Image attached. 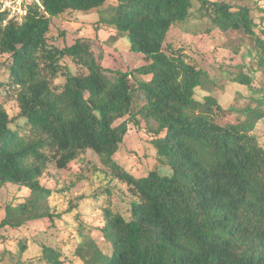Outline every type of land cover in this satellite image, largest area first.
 <instances>
[{"label":"trees","instance_id":"16d2710c","mask_svg":"<svg viewBox=\"0 0 264 264\" xmlns=\"http://www.w3.org/2000/svg\"><path fill=\"white\" fill-rule=\"evenodd\" d=\"M38 1L20 21L0 11V56L8 55L0 60L8 71L0 88L8 87L7 101L18 108L10 117L0 102V189L11 184L28 192L23 202L6 206L0 229L52 220L50 191L39 178L48 165L64 170L89 150L133 200L127 219L104 209L99 232L107 247L82 235L74 249L82 264H264V148L254 133L264 119V94L251 99L254 107L229 108L243 115L236 123L220 124L224 111L216 99H195V89L209 82L207 72L164 46L171 27L192 22L205 24L204 33L243 32L254 39L257 59L249 75L232 80L258 94L262 89L252 82L264 69V41L255 35L251 9L211 0H115L99 22L147 62L135 73L149 80L133 86L129 73L103 68L81 38L61 49L48 44L52 19L100 11L107 0ZM258 11L263 21L264 9ZM64 57L85 73L71 74ZM138 95L143 103L135 109ZM138 117L155 124L152 145L170 175L152 170L136 178L115 162ZM25 250L19 243V254ZM42 251L45 264H63L59 252Z\"/></svg>","mask_w":264,"mask_h":264},{"label":"rangeland","instance_id":"374dc122","mask_svg":"<svg viewBox=\"0 0 264 264\" xmlns=\"http://www.w3.org/2000/svg\"><path fill=\"white\" fill-rule=\"evenodd\" d=\"M211 1H223L234 9L250 8L257 25L255 35L264 41V32L260 31L264 28V20H260L262 14L258 11L264 9V0ZM114 5L115 0H107L100 11H67L60 18L52 19L47 34L48 44L61 49L73 44L76 38H81L88 42L94 59L103 68L129 73L130 83L137 86L150 78L135 73L137 68L147 62L142 55L129 51L126 38L117 37L114 28L99 22ZM18 17L20 21L23 16ZM10 18L13 17L8 15ZM204 25L192 22L188 26L171 27L164 46L169 45L172 50L182 53L188 62L207 72L210 83L195 89V99L201 101L208 95L214 97L224 111L216 120L220 124H233L243 115L232 113L229 108L254 107L251 99L264 94V69L256 72L252 82L254 89H262L258 94H252L246 86L233 82L232 78L236 75L248 74V69L255 66L254 39L240 31L212 30L204 33ZM7 58L8 55L0 56L1 61ZM61 64L66 65L71 74L85 73V69L67 57L62 59ZM7 79L8 71L0 69V83L7 82ZM55 83L62 84L63 78L58 77ZM7 90V86L0 88V102L7 114L14 117L18 108L15 101H7ZM137 99L135 109L143 103L140 95ZM138 122L136 126L129 123L122 144L114 155L115 162L136 178L144 177L152 170L160 175H170L171 169L159 163L152 145L155 136L149 130L155 128V124L151 122L147 125L140 117ZM254 133L264 148V119L256 123ZM39 183L50 191L46 202L53 215L52 220L44 218L29 221L17 229H0V264H15L17 261L23 264H45L40 260L43 248L59 252L63 264H82L74 256V249L82 240V235L90 236L101 248L107 247L99 232L104 223V209L117 212L126 219L129 216L133 198L126 185L112 178L98 157L89 150L80 153L64 170H58L53 164L48 165ZM27 196L28 192L17 185L3 186L0 189V221L4 218L7 205H17ZM19 243L26 246V250L20 254Z\"/></svg>","mask_w":264,"mask_h":264},{"label":"built area","instance_id":"2783aa9c","mask_svg":"<svg viewBox=\"0 0 264 264\" xmlns=\"http://www.w3.org/2000/svg\"><path fill=\"white\" fill-rule=\"evenodd\" d=\"M33 2L40 6L38 0H2L0 11H6L8 15L18 20V16H25L28 4Z\"/></svg>","mask_w":264,"mask_h":264}]
</instances>
